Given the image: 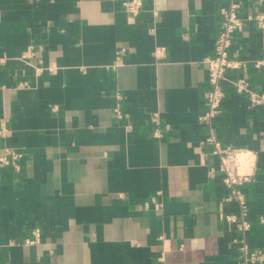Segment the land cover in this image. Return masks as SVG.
I'll list each match as a JSON object with an SVG mask.
<instances>
[{
	"label": "crops",
	"instance_id": "crops-1",
	"mask_svg": "<svg viewBox=\"0 0 264 264\" xmlns=\"http://www.w3.org/2000/svg\"><path fill=\"white\" fill-rule=\"evenodd\" d=\"M126 1L0 0V154L21 155L0 169V264H241L242 241L264 252V107L234 90L245 78L264 92V33L234 35L229 58L246 67L226 72L209 130L203 61L231 0H144L134 18ZM235 1L242 18L264 13V0ZM209 134L257 155L238 188L242 238Z\"/></svg>",
	"mask_w": 264,
	"mask_h": 264
},
{
	"label": "built area",
	"instance_id": "built-area-1",
	"mask_svg": "<svg viewBox=\"0 0 264 264\" xmlns=\"http://www.w3.org/2000/svg\"><path fill=\"white\" fill-rule=\"evenodd\" d=\"M144 0H128L123 3V9L127 15L136 17L142 7ZM240 5L231 0L227 7L221 9V23L218 35L215 39L214 53L212 57L204 59L203 63L208 71L206 104L203 113L199 116V122L211 129L215 119L220 113L224 92L221 81L226 72L239 71L246 67L245 63L229 58V50L235 34L243 31L246 23H251L255 29L264 33V13L250 12L246 18L239 15ZM253 67L261 73L264 80V56L253 62ZM234 90L239 95H246L249 103L253 106L264 107V92L254 91L249 88L245 78L234 83ZM151 121L158 125L157 114L151 115ZM3 126V125H2ZM4 135V128L0 130V136ZM158 136V131L154 133ZM205 143L213 146L212 154L219 159V170L222 173L223 185L230 191L227 201L235 202L240 209V217L229 216L227 223L236 227L241 238L250 228L249 223L243 218L247 212L245 198L240 194L238 188L244 184L254 181L257 155L255 152L244 148L222 147L211 134L204 139ZM20 154L10 149H4L0 154V169L7 166L16 167ZM264 223V217L261 219ZM34 240H26V245H31L38 240V231L32 232ZM242 255L241 264H264V252L251 250L244 241L239 247Z\"/></svg>",
	"mask_w": 264,
	"mask_h": 264
}]
</instances>
